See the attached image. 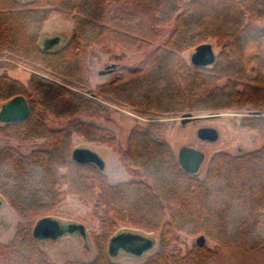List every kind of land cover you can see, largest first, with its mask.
<instances>
[{
    "label": "trees",
    "instance_id": "obj_1",
    "mask_svg": "<svg viewBox=\"0 0 264 264\" xmlns=\"http://www.w3.org/2000/svg\"><path fill=\"white\" fill-rule=\"evenodd\" d=\"M54 15L73 33L47 51L41 33ZM211 40L216 64L193 72L183 54ZM93 49L142 53V61L92 87ZM24 68L27 81L9 74ZM20 95L28 116L0 122V195L20 218L0 244V264H54L33 228L70 196L98 224L97 255L67 264H119L109 254L119 226L159 232V250L144 264H264V146L215 153L201 178L181 168L161 121L247 108L259 115L240 125L264 138V0H0V103ZM105 104L149 120L136 123L125 149L94 121L105 119ZM50 117L65 123L51 128ZM74 138L112 149L131 179L112 185L97 165L76 162ZM176 233L217 247L197 243L182 254Z\"/></svg>",
    "mask_w": 264,
    "mask_h": 264
},
{
    "label": "rangeland",
    "instance_id": "obj_2",
    "mask_svg": "<svg viewBox=\"0 0 264 264\" xmlns=\"http://www.w3.org/2000/svg\"><path fill=\"white\" fill-rule=\"evenodd\" d=\"M27 2L31 0H20ZM43 40L51 36H59L66 43L72 36V24L62 16L54 15L50 18L43 28ZM212 44L214 52L218 55L220 48L216 41H209ZM57 48V47H56ZM55 48V49H56ZM195 50L187 51L183 54L185 61L191 66V70H195L191 64V56ZM125 54V55H124ZM124 55L125 61L112 60L115 56ZM142 61V53L131 52L122 49H114L110 52L101 49H93L90 52V64L94 73V84L105 82L114 77L115 72L100 75L99 73L107 66L114 63H119L122 66L136 67ZM209 68H212L210 66ZM25 69V70H24ZM9 71L11 77L27 81L29 77L28 69ZM253 72L248 81L253 80ZM0 103V111L2 105ZM109 111L103 115L105 119L94 120L100 126L111 129L118 134V146L125 149L128 143V138L131 130L138 121L149 122V120L140 114H136L129 108L116 107L111 104H105ZM186 114H189L186 113ZM192 120L187 123L184 122L185 115H179L162 119L167 124V130L164 136L170 144L175 155L178 157L179 151L184 147L193 148L205 154V161L200 169V177H204L209 165L211 157L217 152H226L231 155L249 153L264 146V138H262L256 131H251L243 128L240 125L241 119L247 116H255L259 114H250L248 109H229L215 112H197L191 113ZM212 116L211 118H209ZM64 121H59L50 117L48 120L49 127L59 128L64 125ZM212 127L218 130L220 138L217 142H204L198 138L197 131L200 128ZM87 148L95 152L105 162L106 168L104 172L109 177L110 184L117 185L122 182L129 181L131 177L123 169L117 154L105 145L89 143L80 138H74V149ZM4 204L0 207V244L9 243L14 237L17 224L20 218L14 209L10 206L9 202L2 196ZM63 222L67 223H80L85 225L89 234L87 243L84 242L80 236H70L62 238L58 241H43L40 242V247L49 256L54 264H67L70 261L91 262L97 255V250L93 241L94 233H97L98 224L90 216L87 209L83 208L76 197H68L66 203L61 206L57 215H53ZM124 231L140 232L150 238L155 239L154 248L141 257H136L126 253L119 254L115 260L119 264H144L149 257L159 250V232H146L144 230L136 229L128 226H119L116 229V234ZM179 239L175 242V250L180 251L182 254L187 253L198 242L201 235H186L183 233H176ZM205 237V245L210 249H216L217 244L208 236Z\"/></svg>",
    "mask_w": 264,
    "mask_h": 264
},
{
    "label": "water",
    "instance_id": "obj_3",
    "mask_svg": "<svg viewBox=\"0 0 264 264\" xmlns=\"http://www.w3.org/2000/svg\"><path fill=\"white\" fill-rule=\"evenodd\" d=\"M62 38L59 36L48 38L44 41L43 49L50 51L52 48L60 45ZM216 55L213 46L210 43H205L197 47L191 56V63L195 66L207 67L214 64ZM117 65L107 66L105 70L99 74L104 75L113 72ZM30 112V106L27 99L20 95L12 98L2 105L0 111V122L13 123L18 120L25 119ZM210 116L209 118H211ZM191 113L184 116V122L192 120ZM198 138L205 142H217L220 138L217 129L212 127L200 128L197 131ZM205 154L193 148L184 147L179 151L178 161L181 168L190 173L198 174L205 161ZM73 159L78 163H90L97 165L101 171L106 168L105 162L98 154L87 148H77L73 151ZM4 204L2 196H0V207ZM33 236L39 241H58L65 237L80 236L87 243L89 234L85 225L80 223H67L62 220L48 216L40 219L33 228ZM205 237L201 236L198 239L199 245H205ZM155 246V239L150 238L140 232L124 231L115 234L109 243V254L116 258L121 253H126L136 257H141L151 251Z\"/></svg>",
    "mask_w": 264,
    "mask_h": 264
},
{
    "label": "flooded vegetation",
    "instance_id": "obj_4",
    "mask_svg": "<svg viewBox=\"0 0 264 264\" xmlns=\"http://www.w3.org/2000/svg\"><path fill=\"white\" fill-rule=\"evenodd\" d=\"M53 37H56V35L55 36H52V37H49V38H53ZM63 41H61V43H62ZM61 43H60V45H61ZM60 45H58V46H56V47H59ZM56 47H54V48H52V49H55ZM213 50H214V48H213ZM215 53V52H214ZM216 55V54H215ZM216 57H217V55H216ZM216 60H217V58H216ZM191 61V60H190ZM115 65H117V68L116 69H114L113 70V72H117L120 68H121V65L119 64V63H114ZM192 64V63H191ZM216 64V61H215V63L214 64H212V65H209V66H207V67H200V66H195V65H193V67L195 68V70H199V69H210L209 67L210 66H212V67H214V65ZM111 65H113V64H111ZM205 142V141H204Z\"/></svg>",
    "mask_w": 264,
    "mask_h": 264
},
{
    "label": "crops",
    "instance_id": "obj_5",
    "mask_svg": "<svg viewBox=\"0 0 264 264\" xmlns=\"http://www.w3.org/2000/svg\"><path fill=\"white\" fill-rule=\"evenodd\" d=\"M43 33H44V32L42 31V33H41V34H42V36L44 35ZM42 36H41V40H40V41H42V40H43ZM51 37H52V36H51Z\"/></svg>",
    "mask_w": 264,
    "mask_h": 264
}]
</instances>
